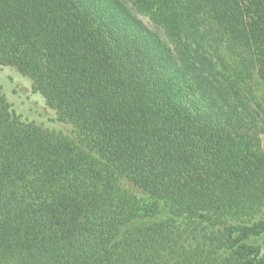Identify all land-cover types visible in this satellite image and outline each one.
<instances>
[{
	"label": "trees",
	"instance_id": "16d2710c",
	"mask_svg": "<svg viewBox=\"0 0 264 264\" xmlns=\"http://www.w3.org/2000/svg\"><path fill=\"white\" fill-rule=\"evenodd\" d=\"M0 65L72 127L0 87V264H264V0H0Z\"/></svg>",
	"mask_w": 264,
	"mask_h": 264
},
{
	"label": "rangeland",
	"instance_id": "374dc122",
	"mask_svg": "<svg viewBox=\"0 0 264 264\" xmlns=\"http://www.w3.org/2000/svg\"><path fill=\"white\" fill-rule=\"evenodd\" d=\"M138 17L151 29L155 28L148 16L138 14ZM0 87L9 101L25 117L50 130L67 133L71 131V125L57 120L55 111L47 107L40 95L32 92L30 80L20 75L15 69L0 65Z\"/></svg>",
	"mask_w": 264,
	"mask_h": 264
}]
</instances>
